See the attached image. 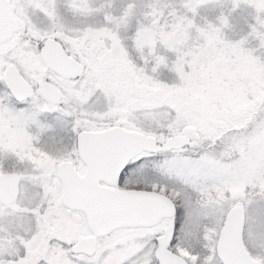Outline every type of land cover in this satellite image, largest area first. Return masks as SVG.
Wrapping results in <instances>:
<instances>
[{"label":"snow or ice","instance_id":"6c2138e0","mask_svg":"<svg viewBox=\"0 0 264 264\" xmlns=\"http://www.w3.org/2000/svg\"><path fill=\"white\" fill-rule=\"evenodd\" d=\"M0 264H264V0H0Z\"/></svg>","mask_w":264,"mask_h":264}]
</instances>
